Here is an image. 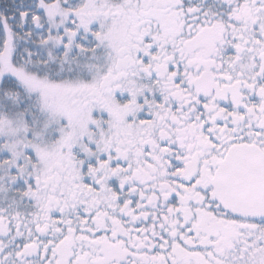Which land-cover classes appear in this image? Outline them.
Segmentation results:
<instances>
[{
    "label": "snow or ice",
    "instance_id": "obj_1",
    "mask_svg": "<svg viewBox=\"0 0 264 264\" xmlns=\"http://www.w3.org/2000/svg\"><path fill=\"white\" fill-rule=\"evenodd\" d=\"M0 264H264V0H0Z\"/></svg>",
    "mask_w": 264,
    "mask_h": 264
}]
</instances>
